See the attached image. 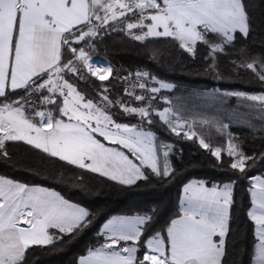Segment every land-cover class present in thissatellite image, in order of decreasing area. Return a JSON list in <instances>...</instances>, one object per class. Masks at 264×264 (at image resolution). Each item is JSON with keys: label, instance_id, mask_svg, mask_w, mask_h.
Listing matches in <instances>:
<instances>
[{"label": "snow or ice", "instance_id": "6c2138e0", "mask_svg": "<svg viewBox=\"0 0 264 264\" xmlns=\"http://www.w3.org/2000/svg\"><path fill=\"white\" fill-rule=\"evenodd\" d=\"M119 25L124 26L120 31L138 42L171 39L193 61L203 48L200 70L219 83L240 77L243 71L259 91L249 94L214 87L195 96L209 106L229 98L249 102L247 107L258 110L264 121V0H0V166L25 170L17 168L19 161L7 146L23 142L29 146L26 152L98 173L107 178L105 183L114 182L113 190L127 196L152 197L158 188L181 179L169 159L176 151L174 144L158 142L151 130L157 124L153 113L169 135L193 142L195 120L188 123L180 110L169 106L156 111L152 103L156 96L148 98L147 106L129 107L119 98L110 99L109 85L101 84L94 100L70 82L69 77L85 80V69L100 81L115 73L110 64L92 63L86 48H94L96 40ZM113 78L121 79L119 73ZM149 78L159 87L146 88L144 82L138 86L152 94L176 87L150 77L147 71L135 72L136 81ZM134 99L145 101V96ZM160 99L165 105L172 103L167 96ZM117 105L123 115H135L138 122H117L114 117L120 113L113 111ZM200 123L228 137L227 155L235 159L228 169L216 162L213 167L230 175L219 182L184 183L180 212L168 224L166 235L154 230L159 199L145 200L146 206L134 214L111 216L99 233L103 242L71 264H230L236 211L242 213L241 219L254 223L253 264H264V178L249 180L252 207L246 213L236 208L233 196L242 176L247 178V172L264 166V148L247 155L234 143L229 124L208 118ZM177 127L188 131L180 136ZM96 134L121 147L106 146ZM199 144L219 160L220 147L212 150L203 138ZM37 175L42 174L37 170ZM76 186L85 195L98 194L83 179ZM142 187L146 191L141 192ZM97 215L98 211L72 202L51 187L0 174V264H31L35 246H50L45 251L61 253L91 228Z\"/></svg>", "mask_w": 264, "mask_h": 264}, {"label": "trees", "instance_id": "16d2710c", "mask_svg": "<svg viewBox=\"0 0 264 264\" xmlns=\"http://www.w3.org/2000/svg\"><path fill=\"white\" fill-rule=\"evenodd\" d=\"M91 57L101 59L110 64L115 73L109 75L105 81H100L97 77L91 76L86 69L84 70L85 80H78L75 77H69L71 81L77 84V87L90 98H98L97 91L101 84L109 85L112 91L109 93L110 99H121L126 105L147 106V100L150 97L146 89L142 92L145 101H135L134 96L127 95L125 86L129 82L124 80L127 71L130 69L143 68L149 72L150 77L155 76L168 83L175 84L176 87L171 91H165L169 95L173 110H180V115L185 120L191 122L195 120L197 132L194 141L181 140L175 133L171 135L164 130L159 118L153 113L157 120L151 130L158 136V142L173 143L176 149L170 154V162L177 168L178 176L181 179L175 184L158 188L152 197L127 196L113 190L110 185L114 182H107V178L101 177L98 173L93 174L87 170H79L77 166H68L58 158L52 160L45 159L43 156H35L31 152H26L29 146L23 142L8 143L9 151L14 155V159L19 161L18 169L13 171L10 167L0 166V174L8 178H15L21 181L36 185L51 187L59 191L66 198L74 203H81L92 212H97V219L89 230H87L79 239L70 246H67L61 253L56 254L52 250L45 251L50 246H35L32 249L34 253L31 264H71L78 260L80 256L86 255L87 250L93 246H99L103 238L99 235L103 224L113 215H130L138 209L144 208L145 200L159 199L160 213L155 221L154 230L163 231L166 235V228L172 219L178 217L180 212V200L182 197L183 184L191 179H215L217 182L230 173L225 170L215 169L213 162L222 163L224 169L230 168V162L233 157H228L223 139L209 137V126L200 123L202 118H208L213 121H220L229 124L228 131L232 133L242 151L247 155H254L264 148V121L260 119L258 110L247 107L249 102L239 101L236 98H229L226 102L217 100L211 105L203 103L196 98L195 93L211 91L214 87L223 90H241V91H259L258 86L251 85L241 71L240 77H231L228 82L219 83L203 71L200 70V59L204 55L203 48L198 52V59L193 61L191 56L179 49L176 42L171 39L149 38L144 42H138L127 36L123 31H116L95 41L94 48H87ZM250 71V70H249ZM119 73L121 79L115 80L113 77ZM154 83L150 78L146 80V88ZM149 96V97H147ZM156 105H163L159 97L152 101ZM181 106H183L181 108ZM114 112L120 115L114 117L118 121L125 123H137L138 117L135 115H123V110L119 106L113 108ZM184 121V120H182ZM180 136L184 132H179ZM209 140L210 147H220L221 156L219 160L210 155L208 149H204L199 144L200 135ZM183 149L182 155L179 150ZM213 150V149H212ZM163 148L160 149V152ZM30 163V167H26ZM37 170L41 176L37 175ZM81 172L83 175L81 176ZM264 173V166L258 165L250 172H247V178L241 177L234 188L233 196L236 208H243L245 213L251 207V194L247 191L250 187L249 180L256 175ZM235 175H239L237 171ZM54 178V179H53ZM235 179V176L232 177ZM83 179V183L91 185L98 194L85 195L77 187V183ZM146 191L145 188L140 189ZM242 213L236 211V221L233 225V239L229 241L230 264H253L254 245L257 242L255 236L254 223L241 219Z\"/></svg>", "mask_w": 264, "mask_h": 264}, {"label": "rangeland", "instance_id": "374dc122", "mask_svg": "<svg viewBox=\"0 0 264 264\" xmlns=\"http://www.w3.org/2000/svg\"><path fill=\"white\" fill-rule=\"evenodd\" d=\"M108 64L106 63V66H107ZM70 82H73L76 86H77V84L74 82V81H71L70 80ZM151 87H159V85L158 84H155V83H151V84H149L148 85V88H151ZM78 88V90H80L79 89V87H77ZM81 91V90H80ZM166 90H162L161 91V93H156V94H152V93H150V92H148L147 90L145 91V92H148V94H149V96L151 97V96H158L159 97V99H160V97L161 96H167L168 98H169V100H170V97H169V95H167L166 94V92H165ZM83 92V91H82ZM248 92V91H247ZM255 92H257V91H253V92H249V94H253V93H255ZM84 93V92H83ZM86 94V93H85ZM149 96H147V97H149ZM160 101H162L161 99H160ZM163 102V101H162ZM127 106H129V107H140V106H142L141 104H140V106H134L133 104L132 105H127ZM157 107H156V111H159V112H162L163 111V108L165 107V106H169V107H171L172 108V105H165L164 103H163V105L162 106H159V104H157L156 105ZM66 119V118H65ZM116 119V118H115ZM117 122H121V121H118L117 120ZM192 122V121H191ZM191 122H188V123H191ZM121 123H125V122H121ZM129 124H131V123H129ZM133 124V123H132ZM180 124L183 126L184 125V121H180ZM185 132V131H188V129L186 128V127H177V132ZM191 131H194V132H197V129H196V126L195 127H193L192 129H191ZM232 134V133H231ZM200 135V139L201 138H203V139H205V141L207 142V143H210L209 142V140L207 139V138H205L203 135H201V134H199ZM208 135H209V137H212V138H215V139H219V138H221V139H223L222 140V142L225 144L224 146L226 147V150H227V148H228V146H229V139H228V137L227 136H223V137H221L216 131H215V128H213V127H210L209 126V128H208ZM96 137H97V139H100V141L102 142V143H104L106 146H108V147H121V146H119V145H112L110 142H108V141H105L104 139H103V137H100L98 134H96ZM232 137H234V143H236V144H238V145H240L239 143H238V141L236 140V138H235V136L232 134ZM216 147H212V149L214 150ZM124 152H125V154L126 155H129V158L130 159H134L132 156H131V154L126 150V149H122ZM241 150H242V148H241ZM163 151H164V149H163ZM163 151H161L160 152V158H161V161H162V159H163ZM235 159V157H233V160ZM134 162H136V163H139V161H134ZM256 176H260V177H262V178H264V173L263 174H261V175H256ZM191 180H196V179H191ZM210 186V185H209ZM182 196H183V191H182ZM251 199H252V197H251ZM252 207V206H251ZM251 207H250V209L249 210H251Z\"/></svg>", "mask_w": 264, "mask_h": 264}, {"label": "built area", "instance_id": "2783aa9c", "mask_svg": "<svg viewBox=\"0 0 264 264\" xmlns=\"http://www.w3.org/2000/svg\"><path fill=\"white\" fill-rule=\"evenodd\" d=\"M122 27H124V26L123 25L117 26L118 30H116V31H120L119 29L122 28ZM116 31H109L108 34H111V33L116 32ZM133 31H136V30H133ZM104 36H106V35H104ZM86 51H87V48H86ZM91 62L94 63L95 65L101 66V67L106 66V63H107V62H105V61H103L101 59L94 58V57H91ZM137 71H146V70L143 69V68L130 69V70L127 71V74H126V77L128 78V81L129 82L126 84L125 89H127L129 92H132L133 93V96H135V95H142V92L144 91V89H140L138 85H139L140 82L146 83V81H144V80L136 81V79H135V72H137ZM129 73H131L132 75H129ZM133 85H135V86L133 87Z\"/></svg>", "mask_w": 264, "mask_h": 264}, {"label": "crops", "instance_id": "0c3cea01", "mask_svg": "<svg viewBox=\"0 0 264 264\" xmlns=\"http://www.w3.org/2000/svg\"><path fill=\"white\" fill-rule=\"evenodd\" d=\"M21 226H24V225H21ZM87 255V254H86Z\"/></svg>", "mask_w": 264, "mask_h": 264}]
</instances>
